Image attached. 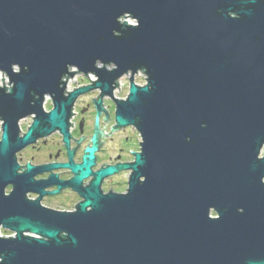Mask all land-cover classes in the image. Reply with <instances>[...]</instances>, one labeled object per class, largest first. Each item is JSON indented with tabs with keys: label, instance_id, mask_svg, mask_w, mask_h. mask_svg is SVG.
<instances>
[{
	"label": "water",
	"instance_id": "obj_1",
	"mask_svg": "<svg viewBox=\"0 0 264 264\" xmlns=\"http://www.w3.org/2000/svg\"><path fill=\"white\" fill-rule=\"evenodd\" d=\"M0 72V180L16 169L12 148L68 138L74 100L92 89L115 101L117 128L141 136L134 161L99 172L75 214L0 191V227L17 233L0 238V264H264V0H0ZM80 72L98 82L63 98ZM129 73L127 100L115 99ZM96 150L64 166L72 183ZM119 170L127 193L101 194Z\"/></svg>",
	"mask_w": 264,
	"mask_h": 264
},
{
	"label": "flooded vegetation",
	"instance_id": "obj_2",
	"mask_svg": "<svg viewBox=\"0 0 264 264\" xmlns=\"http://www.w3.org/2000/svg\"><path fill=\"white\" fill-rule=\"evenodd\" d=\"M75 78L80 82L75 80L77 85L69 84L68 90L66 88L63 92V98H69L71 93L95 85L90 76L81 72ZM45 102L44 112L50 113L54 108L53 100L49 110L45 109ZM36 117L32 114L19 121V138H11L13 146L16 141L24 139ZM115 119V101L107 95L103 96L100 89H92L78 95L67 123L68 138H65L60 130H55L43 137L37 135L30 138L28 143H21L16 150L12 148L6 165L11 169V162H14L16 169L7 171L12 174L10 179L0 180L1 197L6 199L20 195L23 202L36 204L44 210L65 214L77 213L79 205L86 201L84 195L92 187L99 172L132 163L134 154L141 150L140 142L128 136L131 128H117ZM2 135L3 120L0 118V144ZM132 143L139 145L137 150L128 148ZM94 147L97 150L94 153V164L90 168L91 173L77 186L72 183L77 174L64 166H81L89 154L87 151ZM130 176V171L119 170L112 176L103 177L99 187L101 194H126ZM16 237L17 233L0 227V238Z\"/></svg>",
	"mask_w": 264,
	"mask_h": 264
},
{
	"label": "rangeland",
	"instance_id": "obj_3",
	"mask_svg": "<svg viewBox=\"0 0 264 264\" xmlns=\"http://www.w3.org/2000/svg\"><path fill=\"white\" fill-rule=\"evenodd\" d=\"M109 70H111V69H109ZM0 78L1 79H5L4 80V83L5 84H8L9 83V79H8V77L6 76V74H3V73H0ZM75 80L76 81H78V82H80L79 80H78V78H74V80L73 81H71V83H74L75 82ZM129 78H126L125 80H123L122 81V83H123V86H124V91L122 92V99H125L126 98V94L128 93V87H129V85H130V83H129ZM136 82H137V84H139V85H141V84H144L145 83V77L144 76H140V77H137L136 78ZM4 83H3V80L2 81H0V87L1 88H4ZM74 85V84H73ZM7 88H11V86L10 85H5ZM76 87V86H75ZM120 94V93H119ZM45 99H47V101L45 102V109H47V110H49L50 109V107L52 108V106H51V103H52V99L51 98H49L48 96H46L45 97ZM53 111V110H52ZM115 122H116V119H115ZM34 123V122H33ZM33 125V124H32ZM113 125V124H112ZM24 128V127H23ZM129 128H131L130 129V132L128 133V136L129 137H131V138H136L135 139V141L137 142V141H139L140 143H141V136L139 135V133L137 132V130L135 129V128H133V127H129ZM133 129H135V131H133ZM139 145H137V143L136 144H134V143H132L131 145H129L128 146V148L130 149V150H132V151H134V150H137V147H138ZM264 151V150H263ZM213 216H215L214 214H213Z\"/></svg>",
	"mask_w": 264,
	"mask_h": 264
},
{
	"label": "bare ground",
	"instance_id": "obj_4",
	"mask_svg": "<svg viewBox=\"0 0 264 264\" xmlns=\"http://www.w3.org/2000/svg\"><path fill=\"white\" fill-rule=\"evenodd\" d=\"M103 66V65H102ZM101 66V67H102ZM16 70V69H15ZM71 71L72 72H76V71H78L76 68H71ZM1 73V72H0ZM5 74V73H4ZM78 74H80V73H76L74 76H73V78H69L68 79V82H67V79L66 78H63V81L64 82H67V84H66V88L69 86V84H74V85H77L75 82L74 83H70L71 81H73L74 80V78L75 77H77V75ZM84 75V74H83ZM86 76V75H85ZM88 76H90V78H91V81H93V82H96L99 78L95 75V74H93V73H90V74H88ZM131 73H129L128 74V76H127V74L126 75H124L122 78H120V79H118V82H119V88H120V90H121V92H120V90H119V88L118 87H116L115 86V84L113 85V87H116L115 89H114V91H113V96H114V98L115 99H118V100H123V101H126L127 100V97H128V95H129V89H130V85H129V87H128V93L126 94V98L125 99H122L121 97H122V92L124 91V86H123V83H122V81L123 80H125L126 78H131ZM140 76H144L145 77V74L143 73V72H138V74H136V76H135V82H136V78L137 77H140ZM8 77V76H7ZM8 79H9V77H8ZM0 81H2V79L0 78ZM129 82H130V80H129ZM9 83H10V79H9ZM146 84V78H145V83L144 84H141V85H139V84H137V82H136V85L137 86H139V87H143L144 85ZM63 87V86H62ZM67 90H68V88H67ZM120 93V94H119ZM111 99H112V97H111ZM45 100H47V99H45ZM114 101V100H113ZM4 239H8V238H4ZM13 239H15V238H13Z\"/></svg>",
	"mask_w": 264,
	"mask_h": 264
}]
</instances>
